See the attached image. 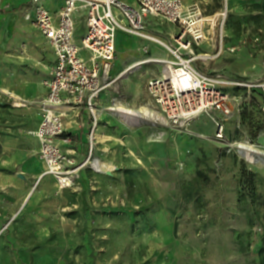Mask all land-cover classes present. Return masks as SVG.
<instances>
[{
  "label": "rangeland",
  "instance_id": "obj_1",
  "mask_svg": "<svg viewBox=\"0 0 264 264\" xmlns=\"http://www.w3.org/2000/svg\"><path fill=\"white\" fill-rule=\"evenodd\" d=\"M9 1L21 17L33 14L41 3L53 12L60 5V0ZM188 7H199L211 17L207 38L194 46L196 56L211 57H196L193 65L211 76L260 81L264 0H229L227 9L225 0H194ZM116 18L128 27L125 16ZM158 22L152 26L158 32L175 28ZM25 27L34 35L27 23ZM143 34L151 36L146 30ZM180 34L179 28L158 40L176 48ZM118 36L122 68L128 64L122 50L130 55L138 50ZM129 38L142 41L130 33ZM142 55L139 59L149 56L145 48ZM168 59L179 60L172 52ZM129 75L117 77L104 91L103 108L121 98L129 107L147 106L153 117L140 118L142 123L131 128L105 112L98 121L103 134L93 148L86 139L94 128L92 115L82 110L79 116L64 117L65 132L57 141L67 156L63 169L71 170L69 186L39 179L44 172L39 167L44 161L39 139V161L33 164L26 139L6 134L13 128H0V264H264V168L250 166L236 148L237 142L264 148L259 141L264 135L260 91L247 103L246 89L232 88L237 107L220 140L208 115L184 126L165 118L148 90L149 81L162 75L159 64L142 65ZM74 121L76 129L68 126ZM12 139L20 143L17 151L6 150ZM91 155L113 170L98 172L89 162ZM30 186L36 187L32 194Z\"/></svg>",
  "mask_w": 264,
  "mask_h": 264
},
{
  "label": "built area",
  "instance_id": "obj_2",
  "mask_svg": "<svg viewBox=\"0 0 264 264\" xmlns=\"http://www.w3.org/2000/svg\"><path fill=\"white\" fill-rule=\"evenodd\" d=\"M80 13H85L86 31L77 42L76 16ZM117 15L127 18L128 27L118 23ZM150 17L162 18L181 29L175 39L176 48L164 45L179 59L178 63L167 62L183 69L184 76L177 81L167 73L152 78L148 85L150 95L169 122L184 126L208 115L215 126V136L225 139L226 123L237 107L232 88L246 89L244 99L241 98L247 103L254 97V91L259 90L260 112L264 117V73L260 81H234L211 76L193 65L197 57L194 46L207 38L209 24V16L201 8L185 6L182 0H63L54 14L42 3L38 4L33 23L53 47L56 61L44 82L48 94L40 103L42 121L36 136L44 161L50 168L61 170L57 175L61 185H65L61 179H70L71 170L63 169L67 156L57 141L65 132L58 107L83 106L98 123L99 100L116 79L112 71L117 60V33L125 31L149 37L143 32Z\"/></svg>",
  "mask_w": 264,
  "mask_h": 264
},
{
  "label": "crops",
  "instance_id": "obj_3",
  "mask_svg": "<svg viewBox=\"0 0 264 264\" xmlns=\"http://www.w3.org/2000/svg\"><path fill=\"white\" fill-rule=\"evenodd\" d=\"M128 1H132V0H128ZM182 1L185 6H189L193 3L194 0H182ZM59 2L60 5L58 11L63 5V0H60ZM43 5L45 6V4ZM49 10L54 14L58 13V11L53 12L51 9ZM34 15H35V8L33 14L29 12L24 14L23 17H21V15L18 14V10L12 1L0 0V128H3V130H11V128H13L15 131L13 130L12 133L6 132V134L8 133L10 137H12V135L13 136L19 135L21 138L26 139L24 147H26L25 148L26 152L30 155V157L34 161L33 164L38 163L39 161L36 154L40 144L36 134L30 135L29 132L30 131L34 132V130L36 131L39 128L40 123L42 121V112H41L40 103L42 100H44L47 97L48 94V89L45 86L44 82L50 77L52 68L56 61V54L53 47L50 45V43L44 37V35L35 27L33 23ZM209 18L211 17H208L207 19ZM76 20H77L76 40L77 42H80L81 38L83 37L86 31L85 13L77 14ZM158 21H163L164 23H166V25L167 23H169L159 17L148 18L146 21L145 30L149 31L151 33V36L142 37L135 35L136 37H140L142 39V41H139V43L130 41L128 32L118 31V33L121 36L126 37V41L131 43L133 49L136 47L135 49H137L138 51L136 52V54L130 55L129 52H126V49L124 48L122 50L123 51L122 54L125 53L127 55V61L126 60L125 61L128 62V64L125 67L121 68L119 64L120 61H119V53H118V45H117V60L115 62L112 71L114 78L120 77V74L122 77L129 68L134 66L140 60L149 59V58L157 59L158 57L169 60L168 57L171 51L164 45V43L158 40L160 38L158 36L160 35L165 38H167L168 36H173V34L177 32L179 27L174 25L175 28L171 30L168 27L165 28V30L164 28H161L160 31L161 33H160L157 31V28L152 27L153 25L159 24ZM207 21L209 23V20ZM25 23H27L34 30V35L28 32V30L25 27ZM81 24L84 25L82 28L80 27ZM118 41H120L119 36L117 38V44ZM143 48L146 49L149 56H145L146 58L144 59L143 58L139 59L141 58ZM84 55L87 56V53L84 52ZM163 55H165V57H163ZM143 56L144 55H142V57ZM145 64H149V63H145ZM159 66H160V72L162 73L163 65L159 64ZM117 69H120L121 71L117 76H115L114 71ZM262 75L263 74H261V76ZM129 77L130 75H128V78ZM5 89H8L9 91L15 93L20 98H22V100L15 98L9 93L4 92L3 90ZM103 95L104 93L102 94L99 100V108H101L100 109L101 112L99 113L100 114L99 118H102L105 113L101 102ZM23 102H26L28 104L24 105ZM58 109L62 113L63 118L68 117L70 115L79 116L82 110L88 111L83 106H75L72 104L60 105ZM66 109H70V110L68 111ZM74 122L69 123L68 126L69 127L72 126L76 129L77 128L76 122L75 123ZM100 128L101 127L97 123L96 127H94L91 131H87L86 139L89 142H91L90 133L92 131L93 132L96 131L95 138H93V142H94L93 145L96 144V140H101V134L103 133L100 131ZM97 132L99 133L97 134ZM12 140L13 141L11 143L13 145H9L8 148L6 146L7 151L18 150L20 143L16 142L15 141L16 139H12ZM259 141L261 143L264 142V135L260 137ZM12 146L14 147L12 148ZM63 147L64 146L61 145V148L64 151ZM106 150L107 148L103 149V151ZM91 157H93V155H91ZM94 157L97 158L98 156H94ZM99 160L101 159L99 158ZM40 163L41 164L39 167H41L42 170L45 172L46 170L45 161ZM113 168L111 170H113ZM97 171L103 172L106 171V169L103 171H99L97 169ZM43 180L46 184H52L53 186H57L55 178L51 175L45 176L41 181ZM35 189L36 187L30 186L27 189V191L29 194H32L35 191Z\"/></svg>",
  "mask_w": 264,
  "mask_h": 264
},
{
  "label": "bare ground",
  "instance_id": "obj_4",
  "mask_svg": "<svg viewBox=\"0 0 264 264\" xmlns=\"http://www.w3.org/2000/svg\"><path fill=\"white\" fill-rule=\"evenodd\" d=\"M225 4H226V9H227V7L229 5V0H225ZM225 22H226V13L223 14V20L221 23V37H222V39H221V53H223L224 49H225V45L223 42V39H224V36L226 33ZM197 57L199 60L207 61V60H209V57H211V56L209 54H199V55H197ZM151 62H155V63H159V64L163 65L162 75L163 74L165 75L167 73L172 74L174 79L177 81L180 79V77L184 76L185 72L183 71V69L178 68V67H174L170 63L167 62V59H163L161 57H158L157 59L149 58V59H144V60L138 61L134 66L129 68L124 73V75L122 76L123 79L128 78V75L130 73H133V72L140 70L142 64L151 63ZM263 68H264V63H263ZM120 77H121V74H120ZM3 91L6 93H9L10 95L14 96L17 99L22 100V98H20L15 93L9 91L8 89H5ZM112 104H113L112 106L107 107L106 109L104 108V111L107 113H110L112 115L119 116L131 128L137 127L142 123L140 118H144V117L152 118L153 117L151 110L147 106H144V105H140L138 108L137 107L136 108L129 107L128 104H126L125 101L121 98H114ZM66 110L69 111L70 109H66ZM100 112H101V110H100ZM99 115L100 114H98V118H99ZM96 126H97V122L94 123V127H96ZM95 132L92 131L90 133V139H91V143H92L91 147L92 148L94 146L93 145V143H94L93 138H95ZM35 134H36V132H35ZM236 148H237V151L240 154V156L243 157L247 161V163L250 164V166L256 167V168H264V148H262V146L260 147L259 145H254V144H250V143H244V142L238 143L237 142ZM255 153L260 154V157H257L255 155ZM92 159L93 158L90 157L89 162L93 161L95 168L98 169L99 171H102L103 169L111 170L113 168L112 165H108V164L102 162L101 160H99L98 158H95L94 160H92ZM45 163L47 165V170L39 176V179L42 180L45 176L51 175L56 179L57 185L60 186L61 184L58 180L59 177L57 175H59V172L61 170L54 169V168L52 169L48 165L47 161H45ZM61 182L65 183V185H61V188L70 185L69 179H66V178L61 179Z\"/></svg>",
  "mask_w": 264,
  "mask_h": 264
}]
</instances>
